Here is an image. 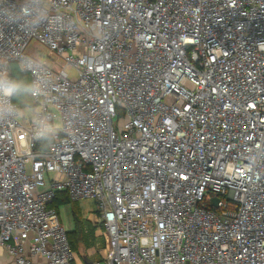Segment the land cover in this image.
<instances>
[{"label": "built area", "instance_id": "2783aa9c", "mask_svg": "<svg viewBox=\"0 0 264 264\" xmlns=\"http://www.w3.org/2000/svg\"><path fill=\"white\" fill-rule=\"evenodd\" d=\"M55 5L62 27L0 18V54L35 40L64 61L55 103L40 101L57 136L43 147L27 119L0 123L9 264H80L49 206L62 192L95 203L106 250L90 264H264V0ZM100 20L103 43L86 32Z\"/></svg>", "mask_w": 264, "mask_h": 264}, {"label": "clouds", "instance_id": "9594fccd", "mask_svg": "<svg viewBox=\"0 0 264 264\" xmlns=\"http://www.w3.org/2000/svg\"><path fill=\"white\" fill-rule=\"evenodd\" d=\"M55 7V0H21L19 7L0 9V18L28 33L42 25L62 27L64 18L54 13ZM86 32L102 43L112 38L102 20L90 23ZM56 79L42 55L32 54L14 62L10 55L0 54V123L27 119L35 140L47 141L57 136L60 128L56 116L40 105L41 100L45 103L53 100L51 93L56 91Z\"/></svg>", "mask_w": 264, "mask_h": 264}, {"label": "rangeland", "instance_id": "374dc122", "mask_svg": "<svg viewBox=\"0 0 264 264\" xmlns=\"http://www.w3.org/2000/svg\"><path fill=\"white\" fill-rule=\"evenodd\" d=\"M34 53H33V52ZM24 53L28 55H42L51 69H60L64 67L63 59L53 50L48 49L41 43L31 40L27 45ZM69 76H74L75 72L67 69ZM114 127L117 125V118L113 119ZM27 172L30 171V165H26ZM49 177L54 176V173H48ZM47 176H45V180ZM47 182V181H46ZM44 187H39L42 189ZM58 218L60 224L65 230L74 229V219H77L78 236L81 238L78 242L76 256L80 261L84 256H87L91 262L102 259L106 250V237L103 233L101 223L98 220L95 203L89 199L71 200L57 205Z\"/></svg>", "mask_w": 264, "mask_h": 264}, {"label": "trees", "instance_id": "16d2710c", "mask_svg": "<svg viewBox=\"0 0 264 264\" xmlns=\"http://www.w3.org/2000/svg\"><path fill=\"white\" fill-rule=\"evenodd\" d=\"M43 142L44 144L42 146L45 147L46 141H43ZM38 148H40V146L37 147V149ZM69 201H70V198L67 196V194L62 192V193H59L54 198V200L49 204V206L54 207L57 210L58 204L63 203V202H69ZM73 219H74V229L70 231L67 230V237H68V241H69L72 251L76 254L75 250H77L78 242L81 238L78 236V228H77V222H76L77 219L75 218V216H73Z\"/></svg>", "mask_w": 264, "mask_h": 264}, {"label": "crops", "instance_id": "0c3cea01", "mask_svg": "<svg viewBox=\"0 0 264 264\" xmlns=\"http://www.w3.org/2000/svg\"><path fill=\"white\" fill-rule=\"evenodd\" d=\"M57 213H58V210H57ZM32 260L34 261L35 264H46L45 261L39 257H32ZM81 260L82 261L78 259L79 263L85 264L83 259ZM9 263H11V258L9 257V255L6 253V251L3 248H0V264H9Z\"/></svg>", "mask_w": 264, "mask_h": 264}, {"label": "water", "instance_id": "95a60500", "mask_svg": "<svg viewBox=\"0 0 264 264\" xmlns=\"http://www.w3.org/2000/svg\"><path fill=\"white\" fill-rule=\"evenodd\" d=\"M83 261H84L85 264H90L91 263L90 259L87 256L83 257Z\"/></svg>", "mask_w": 264, "mask_h": 264}]
</instances>
